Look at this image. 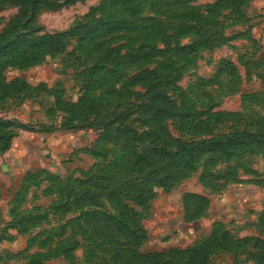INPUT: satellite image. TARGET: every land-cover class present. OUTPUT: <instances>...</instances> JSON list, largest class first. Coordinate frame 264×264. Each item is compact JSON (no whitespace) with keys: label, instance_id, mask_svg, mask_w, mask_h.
<instances>
[{"label":"rangeland","instance_id":"1","mask_svg":"<svg viewBox=\"0 0 264 264\" xmlns=\"http://www.w3.org/2000/svg\"><path fill=\"white\" fill-rule=\"evenodd\" d=\"M51 35L60 44H39ZM12 38L0 264H127L119 235L88 221L118 215L110 191L83 182L138 154L150 163L130 180L156 182L175 144L218 140L147 206L126 202L148 236L137 251L162 254L132 264H264V0H0V42ZM192 247L206 248L196 262L173 252Z\"/></svg>","mask_w":264,"mask_h":264},{"label":"trees","instance_id":"2","mask_svg":"<svg viewBox=\"0 0 264 264\" xmlns=\"http://www.w3.org/2000/svg\"><path fill=\"white\" fill-rule=\"evenodd\" d=\"M28 7L36 6L38 2L41 0H23ZM154 20H148L150 26L153 27ZM18 35H16L17 37ZM13 37V38H16ZM13 38L6 42H0V44H13ZM34 40H25L22 44H32ZM39 44H60V40L57 36H48L40 38ZM30 42V43H29ZM6 48V47H5ZM134 131V130H133ZM1 140V139H0ZM216 144H224L222 140H218L215 144L212 141H203L198 144H190V143H179L175 144V148L177 151L175 155L168 152L166 156L162 155V170L165 173L158 181L151 180L148 183H142V186L133 184V181L130 180L129 176L133 172V167L138 166L139 170L142 169L150 163L148 159L143 154H138L135 159H132V162H124V164H119L115 169H111L110 171H106L101 173L99 176H93L87 179L86 182H83V186L89 185L94 186L100 189L98 186H101L102 183L105 191L109 192V197L111 202L114 203L113 207L118 209V215H96L92 214L89 216V223H95L104 225L108 228V231L113 235L117 233L119 235L120 240H123L121 244L117 242L118 237H108L111 239V243L114 252L113 254L118 259V262L124 261L127 264H132L137 262V258H153V262H156L158 257L162 256V254H147L143 255L137 251V248L147 239L146 230L138 223L136 219V215L132 208L126 203L128 201L134 202L140 206H147L155 197L154 185L162 186L164 188H171L173 186L172 181L174 176L171 170L177 168H188L189 160L191 158H187L189 156L199 158L200 155L211 153L215 151L213 148ZM3 144H1L2 146ZM3 147V146H2ZM4 148V147H3ZM171 154V155H169ZM193 167V166H191ZM127 168L129 169L127 171ZM126 173L119 174V172L124 171ZM105 183V184H104ZM153 185V186H152ZM85 194H91L89 190H85ZM94 197L93 204L96 206H100V202ZM214 239H212L214 244H217L220 239L222 241L226 240L228 237V232L223 230H214L212 233ZM132 246L135 250L129 248ZM210 245L206 246L209 247ZM201 250L198 247L188 248L184 251L182 250H173L175 254L183 255L189 254L190 258L194 260V262L198 261V256L202 254L205 250ZM205 253H203L204 255ZM141 262V261H139Z\"/></svg>","mask_w":264,"mask_h":264},{"label":"crops","instance_id":"3","mask_svg":"<svg viewBox=\"0 0 264 264\" xmlns=\"http://www.w3.org/2000/svg\"><path fill=\"white\" fill-rule=\"evenodd\" d=\"M1 170V169H0Z\"/></svg>","mask_w":264,"mask_h":264}]
</instances>
